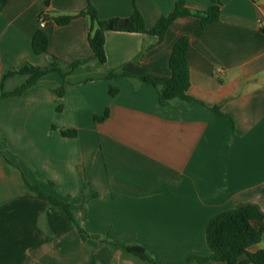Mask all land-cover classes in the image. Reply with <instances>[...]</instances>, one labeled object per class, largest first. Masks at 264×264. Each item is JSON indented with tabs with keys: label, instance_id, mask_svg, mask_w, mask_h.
I'll return each instance as SVG.
<instances>
[{
	"label": "crops",
	"instance_id": "0c3cea01",
	"mask_svg": "<svg viewBox=\"0 0 264 264\" xmlns=\"http://www.w3.org/2000/svg\"><path fill=\"white\" fill-rule=\"evenodd\" d=\"M217 1L220 22L204 29L199 18H181L163 41L108 32L102 65L89 17L45 29L39 19L76 16L90 3L102 21L137 9L150 31L178 0H0V80L26 64L45 68L52 57L65 70L82 63L66 82L52 74L0 102V264H153L106 242L140 245L156 264H187L211 257L206 230L217 215L248 205L264 215V0H190L188 8L206 12ZM39 31L49 54L33 51ZM183 36L191 106L164 109L152 85L111 78L130 63L171 77ZM25 81L15 76L5 89ZM68 131L77 135L64 137ZM25 179L70 203L78 226L27 191Z\"/></svg>",
	"mask_w": 264,
	"mask_h": 264
},
{
	"label": "trees",
	"instance_id": "16d2710c",
	"mask_svg": "<svg viewBox=\"0 0 264 264\" xmlns=\"http://www.w3.org/2000/svg\"><path fill=\"white\" fill-rule=\"evenodd\" d=\"M189 1L178 0L172 14L162 17L150 31L146 29L144 19L137 9H135L134 14L129 18H114L102 21L98 18L96 9L90 3L85 12L79 13L76 16L51 18L50 14H47L43 18L47 24L55 23L58 26H67L77 18L89 17L91 21L89 44L96 59L102 65H105L107 63L105 43L108 32L148 34L157 37L159 41H163L169 28L178 19L187 17L199 18L204 29L220 22L221 3L219 1L208 11L197 13L189 10ZM32 47L36 55L49 54V39L44 31H39L35 34ZM189 49V38L186 36L181 37L175 44L169 61L172 72V76L169 78L151 75L140 64L136 63L125 65L120 73L111 75V78L129 79L138 84L152 85L157 90L160 104L164 109L179 103L191 106L196 100L189 95L191 86L190 69L187 61ZM81 64L80 62L75 63L65 70L59 59L55 57L51 58L49 66L45 68L26 64L20 70L9 72L2 77L0 80V101L23 96L33 90L43 78L52 74H58L66 82L67 76ZM15 76L25 77L26 81L14 91H7L4 83ZM56 93L59 96H63L64 85L59 90H56ZM111 94L115 95L116 92L111 89ZM215 111L219 112V109L216 108ZM108 116L109 111H106L102 117H96V121H104ZM76 135L75 131L63 132L64 137H74ZM24 184L30 193L46 200L53 207L65 210L71 220L77 225L70 203L64 202L54 195L45 193L39 186L31 185L26 179L24 180ZM258 221H264V215L257 207L251 205L217 215L211 219L206 230L207 244L212 252L211 257H193L189 259L187 264L193 261H197L200 264L208 261L226 264H264V249L256 253L249 252L250 248L264 241V226L259 229L254 226L255 222ZM79 230L81 233H84L82 229L79 228ZM106 244L112 250L122 249L142 261L156 264L147 250L140 245L122 242H106Z\"/></svg>",
	"mask_w": 264,
	"mask_h": 264
},
{
	"label": "built area",
	"instance_id": "2783aa9c",
	"mask_svg": "<svg viewBox=\"0 0 264 264\" xmlns=\"http://www.w3.org/2000/svg\"><path fill=\"white\" fill-rule=\"evenodd\" d=\"M39 25H40V28L41 29H45L46 27H47V22H46V20L43 18V17H41L40 19H39ZM259 27L260 28H262L263 27V23L262 22H259Z\"/></svg>",
	"mask_w": 264,
	"mask_h": 264
},
{
	"label": "rangeland",
	"instance_id": "374dc122",
	"mask_svg": "<svg viewBox=\"0 0 264 264\" xmlns=\"http://www.w3.org/2000/svg\"><path fill=\"white\" fill-rule=\"evenodd\" d=\"M1 102V101H0ZM263 244H264V241H263Z\"/></svg>",
	"mask_w": 264,
	"mask_h": 264
}]
</instances>
